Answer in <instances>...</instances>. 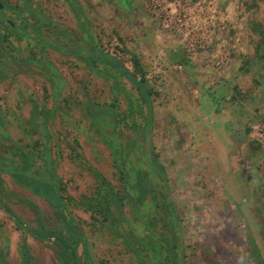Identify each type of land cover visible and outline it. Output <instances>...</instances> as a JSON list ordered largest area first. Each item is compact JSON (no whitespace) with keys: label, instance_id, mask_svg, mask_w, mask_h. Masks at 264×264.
I'll return each mask as SVG.
<instances>
[{"label":"rangeland","instance_id":"obj_1","mask_svg":"<svg viewBox=\"0 0 264 264\" xmlns=\"http://www.w3.org/2000/svg\"><path fill=\"white\" fill-rule=\"evenodd\" d=\"M2 1L38 10L53 22L41 31L63 44L73 46L90 38L94 49L107 52L128 69L127 51L139 58L145 84L152 90L151 143L179 221L185 264H254L250 243L264 260V236L259 232L264 215V0ZM73 2L76 11L70 6ZM3 13L18 21L13 11ZM164 15L180 20L165 25ZM11 41L17 45L14 53L37 62L22 64L15 72L2 69L10 73L0 78V107L12 141L0 136V155L19 164L12 147L16 144L34 151L35 164L42 165L40 110L53 108L45 127L54 173L89 251L86 259L78 244L76 264H137L118 229L76 203L93 190L91 169L115 187L120 185L110 150L100 138L112 134V118L105 115L91 122L89 106L112 105L121 115L114 140L130 146L139 138L129 127L121 89L133 102L139 100L136 90L124 77L98 73L103 69L100 62L90 66L88 60L47 45ZM115 81L120 90L112 89ZM133 109L141 125L136 102ZM129 158L140 160L134 150ZM0 177L2 200L28 227L61 230L46 200L8 174ZM141 209L149 210L144 205ZM123 214L130 218L126 207ZM131 224L141 233L137 220ZM161 226L158 221L154 230ZM121 227L127 229L123 220ZM0 228L5 231L0 233L2 264H58L60 249L51 238L14 230L1 209ZM22 239L27 241L23 260L12 250Z\"/></svg>","mask_w":264,"mask_h":264},{"label":"trees","instance_id":"obj_2","mask_svg":"<svg viewBox=\"0 0 264 264\" xmlns=\"http://www.w3.org/2000/svg\"><path fill=\"white\" fill-rule=\"evenodd\" d=\"M0 78L10 75L2 69L9 68L15 72L16 67L22 64L36 63L37 59L32 56H21L18 53L17 45L12 44V40L20 41L24 39L27 43L45 45L62 54H70L82 60H88L90 66L92 61L102 63L103 69L98 70L102 76L124 77L136 90L139 100L136 102L137 113L142 124H138L134 119L133 100L127 92L117 86L116 81L112 84V89L122 90L126 103L127 115L130 118L129 127L138 136V142L134 141L130 146H121L114 140L115 126L121 120V115L117 114L112 105L89 106L87 110L91 122H98V119L108 115L112 118V134L106 137L101 134V141L110 150L112 163L115 167L119 187H115L99 171L91 169L94 179L93 190L89 195H81L76 201L82 208L88 210L90 214L101 218L102 222L108 224L109 228L118 230L116 233L123 238L125 246L131 252L137 264H185L184 253L180 238V225L174 209V204L168 194L164 168L157 159L151 143V122H152V90L145 84L146 72L140 63L139 58L132 52L127 51L131 63V69L123 66L118 59L110 56L101 49H94L91 40L82 43L74 42L73 46L45 35L41 27L47 24L53 25L38 10L32 6L16 7L0 0ZM71 8L76 11L77 5L73 2ZM9 9L18 16V21L3 13ZM24 12V15H21ZM60 30H70L60 27ZM120 40L119 37H117ZM13 51V54H12ZM14 51H16L14 53ZM49 67V63L46 64ZM56 74V72H55ZM114 86V87H113ZM54 107V106H53ZM32 106V115L36 110ZM53 108L41 109V118L38 123L41 138V156L43 164L34 162L35 152L24 149L16 144L15 155L20 158V163L16 164L13 157H3L0 155V173L8 174L19 186L27 189L32 194L47 201L54 216L59 220L61 230H50L39 226V229L28 227L23 220L13 212L8 204L2 200L0 194V209L10 218L17 229L29 232L38 239L53 238L54 243L59 247L57 256L58 264H70L71 251L75 254L78 244L83 247V253L88 259V247L85 236L80 226L70 215L67 205L62 195V182L54 173V157L47 144L48 134L45 127L46 121L52 116ZM0 136L12 141L8 135L5 116L0 107ZM139 140L142 142L140 143ZM140 156V160L130 159L131 151ZM2 178L0 177V190L2 189ZM158 192V198L155 193ZM36 208L33 204L29 203ZM148 206L149 210L143 211L141 206ZM124 207L129 210L130 218L123 214ZM156 211L159 214H156ZM39 213L37 212V220ZM121 220L127 224V229L121 227ZM131 220H137L141 226V233L133 227ZM163 223L159 231L154 227L157 222ZM259 232L264 236V215L260 217ZM251 256L254 264H264L254 245L250 243ZM26 243L22 239L18 243V254L23 260Z\"/></svg>","mask_w":264,"mask_h":264},{"label":"built area","instance_id":"obj_3","mask_svg":"<svg viewBox=\"0 0 264 264\" xmlns=\"http://www.w3.org/2000/svg\"><path fill=\"white\" fill-rule=\"evenodd\" d=\"M153 1H155L156 3H158L159 4V2H158V0H153ZM153 4V3H152ZM182 16H184V15H182ZM173 20V21H175L176 20V22H179V17H173L172 15H164V17H163V19H162V21H164V23H165V25H168L169 23H170V20Z\"/></svg>","mask_w":264,"mask_h":264},{"label":"flooded vegetation","instance_id":"obj_4","mask_svg":"<svg viewBox=\"0 0 264 264\" xmlns=\"http://www.w3.org/2000/svg\"><path fill=\"white\" fill-rule=\"evenodd\" d=\"M12 222V221H11ZM12 224H13V229L14 230H22V229H17L16 228V226L14 225V223L12 222ZM23 231H25V230H23ZM26 232V231H25ZM0 233H5V231L4 230H1V228H0ZM28 234H30L29 232H27ZM31 235V234H30ZM32 236V235H31ZM38 239V238H37ZM52 240H53V238H51ZM25 243H26V245H27V241L25 240ZM16 244V247H15V250L14 251H16L17 252V254H18V243H15ZM9 246V245H8ZM7 246V250H10L9 249V247ZM75 255V254H74ZM19 256V255H18ZM0 259H2V258H0ZM0 264H2L1 262H0ZM70 264H71V262H70ZM75 264H76V256H75Z\"/></svg>","mask_w":264,"mask_h":264},{"label":"water","instance_id":"obj_5","mask_svg":"<svg viewBox=\"0 0 264 264\" xmlns=\"http://www.w3.org/2000/svg\"><path fill=\"white\" fill-rule=\"evenodd\" d=\"M2 7L1 3H0V8ZM70 257H71V264H75V255L74 252L71 251L70 253Z\"/></svg>","mask_w":264,"mask_h":264},{"label":"crops","instance_id":"obj_6","mask_svg":"<svg viewBox=\"0 0 264 264\" xmlns=\"http://www.w3.org/2000/svg\"><path fill=\"white\" fill-rule=\"evenodd\" d=\"M8 247H9V249L11 250L12 246H11V245H9ZM15 247H16V244H14V246H13V249H12V250H15Z\"/></svg>","mask_w":264,"mask_h":264}]
</instances>
